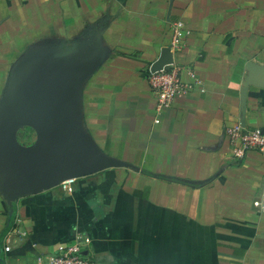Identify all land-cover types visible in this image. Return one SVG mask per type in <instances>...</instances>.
Returning a JSON list of instances; mask_svg holds the SVG:
<instances>
[{"label": "crops", "instance_id": "crops-1", "mask_svg": "<svg viewBox=\"0 0 264 264\" xmlns=\"http://www.w3.org/2000/svg\"><path fill=\"white\" fill-rule=\"evenodd\" d=\"M176 21L187 35L169 69L192 68L201 90L177 95L154 124L147 76ZM93 34L106 59L81 87L84 129L139 171L18 200L27 236L8 253L0 244V264H29L76 234L95 264H264V213L252 206L264 194V150L238 163L225 132L241 123L248 69L264 68V0H0V98L28 50ZM244 126L264 132V89L248 87ZM7 223L0 197V235Z\"/></svg>", "mask_w": 264, "mask_h": 264}, {"label": "water", "instance_id": "water-1", "mask_svg": "<svg viewBox=\"0 0 264 264\" xmlns=\"http://www.w3.org/2000/svg\"><path fill=\"white\" fill-rule=\"evenodd\" d=\"M106 59L96 36L72 47L51 45L28 50L14 66L0 98V197L13 215L18 200L108 169H139L106 156L86 132L82 122L80 92L84 81ZM170 53L164 49L150 72L168 71ZM240 98L244 126L249 86L264 89L256 75L263 67H250ZM34 133L28 145L17 139L19 131ZM84 254H86L84 252Z\"/></svg>", "mask_w": 264, "mask_h": 264}, {"label": "built area", "instance_id": "built-area-1", "mask_svg": "<svg viewBox=\"0 0 264 264\" xmlns=\"http://www.w3.org/2000/svg\"><path fill=\"white\" fill-rule=\"evenodd\" d=\"M187 31L182 22H173L170 27V44L168 51L174 53L182 44ZM147 83L155 99L154 124L159 123V116L168 109L175 97L186 94L193 89L201 87L194 70L187 66L170 68L168 71L148 73ZM229 138V145L233 158L239 163L250 151L264 150V132L260 128L247 129L237 123L225 130ZM73 181L62 182L59 187L66 191ZM255 209L264 213V194L252 203ZM21 221L16 219L10 230L3 236L2 246L5 253L10 252L11 239L25 238L27 233L20 228ZM90 239L87 236L76 234L73 240L65 245H59L53 252L37 255L36 264H95L88 255ZM84 252L86 254H84ZM27 264V263H23Z\"/></svg>", "mask_w": 264, "mask_h": 264}, {"label": "rangeland", "instance_id": "rangeland-1", "mask_svg": "<svg viewBox=\"0 0 264 264\" xmlns=\"http://www.w3.org/2000/svg\"><path fill=\"white\" fill-rule=\"evenodd\" d=\"M24 130V129H23ZM31 130V129H30ZM22 131V130H21ZM32 131V130H31ZM20 132V131H19ZM18 132V133H19ZM18 135L19 134H17V139H18ZM33 139H34V133H33V131L32 132H29L28 133V131L27 132H23L21 135H20V140H21V144H23V143H31L32 141H33ZM98 145V144H97ZM98 147H99V145H98ZM99 149H100V152L102 153V154H104V155H106V156H109L108 154H106L105 152H104V150L103 149H101V147H99ZM109 157H113V158H116V159H119L117 156H109ZM8 221H9V219H8ZM7 225H8V223H7ZM7 227V226H6ZM5 230V229H4ZM4 230L2 231V233L4 232ZM17 240L18 239H15V237H12V239H11V243L12 244H14V243H17ZM2 241H3V236L2 235H0V244L2 243ZM28 264V263H27ZM29 264H36V260H34L33 259V261L31 262V263H29Z\"/></svg>", "mask_w": 264, "mask_h": 264}, {"label": "trees", "instance_id": "trees-1", "mask_svg": "<svg viewBox=\"0 0 264 264\" xmlns=\"http://www.w3.org/2000/svg\"><path fill=\"white\" fill-rule=\"evenodd\" d=\"M28 131V133L29 132H32L29 128H25L24 130H22V131H20L18 134V141L19 142H21V140H20V135L23 133V132H27ZM22 143V142H21ZM28 144H30V143H23V145H28ZM146 175H153V174H151V173H145ZM154 176V175H153ZM157 177H159V178H161V179H164V180H167V181H176V179L175 178H172V177H166V176H158L157 175ZM14 217H15V207H14V212H13V215H12V217L10 218V220H9V223H8V225H7V227L5 228V230H4V232H3V234H2V236H4L9 230H10V228L12 227V225H13V220H14Z\"/></svg>", "mask_w": 264, "mask_h": 264}]
</instances>
